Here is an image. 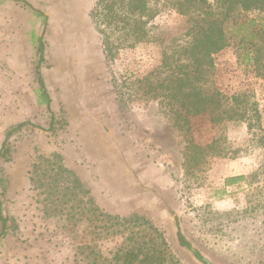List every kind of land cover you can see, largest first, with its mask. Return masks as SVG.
<instances>
[{
    "label": "rangeland",
    "instance_id": "obj_1",
    "mask_svg": "<svg viewBox=\"0 0 264 264\" xmlns=\"http://www.w3.org/2000/svg\"><path fill=\"white\" fill-rule=\"evenodd\" d=\"M98 1L0 0V149L26 123L0 159V264H91L87 242L109 260L132 231L153 227L171 252L166 264H203L180 244L179 230L213 264H264V77L239 54L245 26L264 14H232L230 44L201 81L226 103L246 94V118L214 122L206 113L183 125L157 99L131 96L129 83L165 75L163 52L184 42L186 19L163 10L153 40L117 47L120 32L92 16ZM38 63L49 107L37 96ZM190 143L208 145L198 160L188 156ZM54 154L115 217L96 220L99 235L86 220L46 208V194L31 184L32 164Z\"/></svg>",
    "mask_w": 264,
    "mask_h": 264
},
{
    "label": "trees",
    "instance_id": "obj_2",
    "mask_svg": "<svg viewBox=\"0 0 264 264\" xmlns=\"http://www.w3.org/2000/svg\"><path fill=\"white\" fill-rule=\"evenodd\" d=\"M98 8L93 11L97 24L106 23L112 30L120 32L117 47H133L154 38L151 35V24L163 10L175 11L186 19L185 40L170 46L164 51L160 69L165 75L153 82L149 75L130 78L129 94L135 97L157 99L161 105L169 107L175 116V122L187 124L190 116L211 114V120H243L248 114L246 94L232 95V103H226L218 90L206 88L201 83L207 69L214 66V55L229 46L226 21L236 10L256 11L264 14V0H99ZM46 19L42 11L34 9ZM99 22V23H98ZM245 26L240 46L241 60L250 65L254 72L264 77V22L261 18H252ZM105 43L108 37H105ZM112 48V47H109ZM40 59L43 60V44L39 47ZM37 65L38 80L41 88L37 91L39 103L50 106L51 98ZM117 92H121L115 84ZM247 106H246V105ZM52 124L54 117H52ZM26 123L19 124L7 132L0 149V159L7 158L10 151L8 140L15 129ZM52 128V126L50 127ZM207 146L190 143L189 158L198 160L206 151ZM33 187L46 194V205L53 211L66 213L67 217L77 221L83 219L89 224L91 234L99 235L97 219H114L105 213L90 195L77 174L67 167L61 155L51 157L39 155L28 171ZM238 177L227 180L230 184ZM134 217L124 218L132 221ZM0 220L2 230L7 231V217L2 214L0 204ZM76 225V222H73ZM106 228V227H102ZM154 233L143 230L132 231L114 254L113 259H106L95 244L85 243L83 249L89 250L87 258L91 264H166L171 254L168 244L153 227ZM181 245L188 247L194 255L204 261L203 255L187 241L182 232L178 231ZM173 257V256H172ZM101 262V263H100Z\"/></svg>",
    "mask_w": 264,
    "mask_h": 264
},
{
    "label": "water",
    "instance_id": "obj_3",
    "mask_svg": "<svg viewBox=\"0 0 264 264\" xmlns=\"http://www.w3.org/2000/svg\"><path fill=\"white\" fill-rule=\"evenodd\" d=\"M193 253V252H192ZM194 254V253H193ZM196 257V256H195ZM204 257V261H206V263H204V262H202L200 259H198L197 257V259L200 261V262H202L203 264H213L208 258H206L205 256H203Z\"/></svg>",
    "mask_w": 264,
    "mask_h": 264
}]
</instances>
